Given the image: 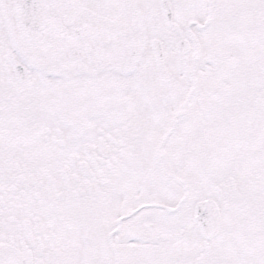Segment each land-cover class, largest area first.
<instances>
[{
  "label": "snow or ice",
  "instance_id": "6c2138e0",
  "mask_svg": "<svg viewBox=\"0 0 264 264\" xmlns=\"http://www.w3.org/2000/svg\"><path fill=\"white\" fill-rule=\"evenodd\" d=\"M0 264H264V0H0Z\"/></svg>",
  "mask_w": 264,
  "mask_h": 264
}]
</instances>
